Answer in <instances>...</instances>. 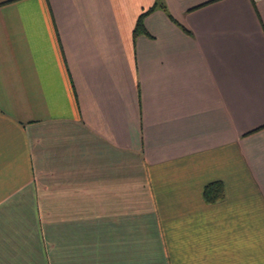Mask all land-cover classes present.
Returning a JSON list of instances; mask_svg holds the SVG:
<instances>
[{
    "label": "crops",
    "instance_id": "obj_1",
    "mask_svg": "<svg viewBox=\"0 0 264 264\" xmlns=\"http://www.w3.org/2000/svg\"><path fill=\"white\" fill-rule=\"evenodd\" d=\"M156 1L0 0V264H264V0Z\"/></svg>",
    "mask_w": 264,
    "mask_h": 264
},
{
    "label": "trees",
    "instance_id": "obj_2",
    "mask_svg": "<svg viewBox=\"0 0 264 264\" xmlns=\"http://www.w3.org/2000/svg\"><path fill=\"white\" fill-rule=\"evenodd\" d=\"M159 6L164 7L161 0H157L156 3L151 8L139 14L136 20L135 27L133 29V38H135V36L140 33L147 34V31L144 28V24H143L144 18L146 17L148 13H150L156 7H159ZM202 195L206 203H214L216 201L221 200L224 197V186L222 182L217 180V181H211L207 183L203 187Z\"/></svg>",
    "mask_w": 264,
    "mask_h": 264
}]
</instances>
